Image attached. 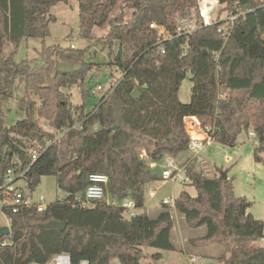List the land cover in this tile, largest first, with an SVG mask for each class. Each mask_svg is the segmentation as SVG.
<instances>
[{
    "label": "trees",
    "instance_id": "trees-1",
    "mask_svg": "<svg viewBox=\"0 0 264 264\" xmlns=\"http://www.w3.org/2000/svg\"><path fill=\"white\" fill-rule=\"evenodd\" d=\"M69 1L0 0V185L8 168L29 167L28 190L34 191L42 177L55 176L65 193L41 213H8L10 234L0 236V264H49L60 255H67L69 264H110L113 259L142 264L144 249L176 250L173 219L167 209L155 218L145 213L127 217L119 204L128 199L135 209H143L144 187L160 180L159 168L156 172L150 164L158 167L167 157L187 151L185 118H196L213 142L226 146H234L242 132L252 133L256 153L264 152V0H220L225 21L187 35L176 33L177 20L197 14L196 0H74L80 38L92 41L95 28L108 27L95 40L109 50L108 62L92 64L85 61L87 50L42 44L41 64L15 63L21 41H44L49 23L55 22L50 8ZM117 5L122 11L111 17ZM235 16L222 36L219 28ZM152 23L164 27L168 39L160 41ZM59 63L79 69L59 71ZM103 68H116L122 77L88 109V73ZM187 75L191 97L182 103L178 92ZM9 84L19 89L20 119L7 128ZM73 86L80 89L78 107L64 92ZM135 89L140 96L132 99ZM37 119L45 120L55 134L44 131ZM38 145L44 151L32 161ZM255 159L260 161L256 154ZM92 174L108 177L105 196L116 205L103 201L82 208L74 202ZM186 176L196 196L181 192L175 208L189 228L206 229L192 245L222 248L209 264H264L263 223L248 213L251 203L234 195L232 179H223L220 171L208 178L192 167ZM52 221L65 223V230L41 228Z\"/></svg>",
    "mask_w": 264,
    "mask_h": 264
},
{
    "label": "rangeland",
    "instance_id": "rangeland-1",
    "mask_svg": "<svg viewBox=\"0 0 264 264\" xmlns=\"http://www.w3.org/2000/svg\"><path fill=\"white\" fill-rule=\"evenodd\" d=\"M122 10L119 9V5L113 8L111 17L118 16ZM129 10L125 9V14H128ZM224 12V6L220 5L215 9L212 14V21L224 20L226 15ZM49 14L55 18V22L49 23L48 32L49 36L44 40L40 39H24L21 41L18 50L13 55V61L20 63L27 61L31 66L41 64L39 57V51L42 44L45 46H60L63 48L71 47L74 49L87 50L85 61L89 63L105 64L109 59V50L102 49L100 45H96L95 40L103 38L108 31V27L95 28L92 37V41H86L79 36V16H78V3L74 0H70L68 3H58L50 8ZM117 51V45L113 47L112 56ZM5 52L10 53L11 48L7 47ZM79 69V65L59 63L57 70L64 72H74ZM122 77L121 71L116 68L102 69L99 73L89 72L87 76L88 88L95 87L97 84L103 87V90L108 89L114 84V81L120 80ZM11 87V92H9ZM192 83L190 75L181 83L178 98L182 103H188L191 97ZM8 93L12 95V99L8 103V111H4V127L13 126L20 116L16 114V98L18 97L19 89L16 85H7ZM67 94L70 104L73 107H78L82 103L80 89L77 86H73L64 89ZM99 97H88L85 102L88 109L91 105L98 101ZM37 104H39L38 98L35 97ZM38 125L46 132L54 133L55 131L48 126V123L43 119H37ZM193 137H198L197 134H192ZM258 141L251 135L242 132L236 139L234 146H226L211 142L204 146L200 153L199 159H196L189 163L188 167L194 168L196 171H202L203 169L209 170L208 174L216 176L220 171L221 174L226 172L227 178L232 179L233 193L236 197H242L251 203V207L248 213L253 218L262 221L263 234H264V152H257ZM185 153V152H183ZM182 154V153H181ZM187 156L178 158L180 154L174 159L177 161L186 160L189 158V154L186 151ZM255 154L260 158V161H256ZM144 157V155H143ZM149 162L147 159H145ZM158 172V167L153 168ZM219 170V171H218ZM204 173V172H203ZM24 187V184H21ZM156 190V197L154 199L149 198V191ZM181 192H187L191 197L196 196V191L193 186L190 185L188 179L185 180V184L176 182L175 184L164 183L160 180L153 181L144 187V205L146 210L142 211L151 218H155L158 212L162 209H167L173 219V229L171 233V240L175 246L176 251H159L154 249H144V258L141 260L142 264H188V258L191 255H200L206 262H210L211 259L218 258L223 250L219 246L205 247L206 249L197 250L192 241L205 234L206 229L204 227L198 229L189 228L183 217L177 212V210L169 209L167 206L161 204L162 200L167 197H174L175 199ZM34 194L39 197L45 198L47 204L55 201H62L65 198V193L58 189L56 185V177L48 176L42 177L38 186L34 190ZM109 197H107L108 199ZM110 199V198H109ZM137 211L135 210L134 213ZM127 217L128 214H126ZM3 224H8L5 220H2ZM185 253H182L184 252ZM160 253L161 257H155V254ZM188 255V256H187ZM49 264H54L53 258ZM110 264H120L117 259H113Z\"/></svg>",
    "mask_w": 264,
    "mask_h": 264
},
{
    "label": "built area",
    "instance_id": "built-area-1",
    "mask_svg": "<svg viewBox=\"0 0 264 264\" xmlns=\"http://www.w3.org/2000/svg\"><path fill=\"white\" fill-rule=\"evenodd\" d=\"M220 0H196V12L189 18H181L177 20L176 33L178 35H187L194 32L199 27L210 26L214 22L212 21V14L215 9L219 6ZM198 15V16H197ZM236 19L235 17H230L226 19V23L219 28L218 32L224 36L230 29ZM225 21V20H224ZM152 30L157 32L160 41L168 39V33L164 27L158 26L155 23L150 25ZM114 89L109 87L103 90L100 84L95 87L90 88V97H103L108 96ZM188 118L190 120H188ZM185 118V130L189 136V145L187 148V153L189 158L183 161H177L174 158L167 157L164 162L158 165L160 170V180L164 183L175 184L180 182L185 184V180L188 179L186 176L187 168L190 162L198 159L200 153L204 146L213 142L212 134L209 129L203 128L196 118L188 117ZM192 134H197L198 137H193ZM251 135H253L251 133ZM61 136V135H60ZM59 136V137H60ZM44 151V148L40 145L37 146L36 150L31 152V160L35 161L39 154ZM151 168L157 167L155 164H150ZM29 167L21 168L20 166L10 167L6 170L4 175L3 184L0 185V227H2V220L8 224H3V226L9 227L8 213L16 214L21 210L35 209L37 212H43L49 204L45 202V198L42 196L37 197L34 191L27 189L26 184V174ZM208 169H203L204 175L208 178H212L208 174ZM20 184H24L22 187ZM108 184V177L103 174H92L88 178V184L84 190V193L75 198V203L86 208L96 202H106L107 204L116 205L115 200L107 199L105 196V189ZM149 198H154L156 195V190H151L148 193ZM162 205L167 206L169 209L175 210V198L167 197L162 200ZM119 206L125 210V213L129 217L135 215L134 211L135 204L133 201L125 199L121 201ZM66 259L67 264H69V257L67 255H60L53 258L54 264H62L61 260ZM188 264H209L200 255H191L188 258Z\"/></svg>",
    "mask_w": 264,
    "mask_h": 264
},
{
    "label": "water",
    "instance_id": "water-1",
    "mask_svg": "<svg viewBox=\"0 0 264 264\" xmlns=\"http://www.w3.org/2000/svg\"><path fill=\"white\" fill-rule=\"evenodd\" d=\"M9 92H11V87H9ZM139 96H140L139 89H135L131 94L132 99H137ZM221 176L223 179H227L226 172H223L221 174ZM41 228H45V229L55 228L59 231H64L65 230V223L52 221V222H48L46 224H42ZM9 234H10V228L9 227L6 226V227L0 228V236H5V235H9Z\"/></svg>",
    "mask_w": 264,
    "mask_h": 264
},
{
    "label": "crops",
    "instance_id": "crops-1",
    "mask_svg": "<svg viewBox=\"0 0 264 264\" xmlns=\"http://www.w3.org/2000/svg\"><path fill=\"white\" fill-rule=\"evenodd\" d=\"M187 156V154H186V152L185 153H182V154H180V156L178 157V158H183V157H186ZM199 159V158H198ZM183 161V160H182ZM21 185V184H20ZM154 190V189H153ZM156 193H157V191H156ZM155 197H156V195H155ZM154 197V198H155ZM154 198H151V199H154ZM50 204V203H49ZM161 204H162V202H161ZM143 209L144 210H146L147 209V207L145 208V205H144V207H143ZM136 213L135 214H142L143 212H147V211H142V209H140V210H137L136 209ZM161 212V211H160ZM160 212H158V214L160 213ZM157 214V215H158ZM156 215V216H157ZM149 216V215H148ZM150 217V216H149ZM172 233V232H171ZM172 241V240H171ZM261 244H263L264 245V239L263 240H261ZM197 250H202V249H206V248H199V247H195ZM176 251V250H175ZM182 253H185V251L184 252H182ZM186 254V253H185ZM162 256V255H161ZM188 256V255H187Z\"/></svg>",
    "mask_w": 264,
    "mask_h": 264
},
{
    "label": "bare ground",
    "instance_id": "bare-ground-1",
    "mask_svg": "<svg viewBox=\"0 0 264 264\" xmlns=\"http://www.w3.org/2000/svg\"><path fill=\"white\" fill-rule=\"evenodd\" d=\"M188 120H190V119H188ZM61 263H62V264H67L66 259H62V260H61Z\"/></svg>",
    "mask_w": 264,
    "mask_h": 264
}]
</instances>
